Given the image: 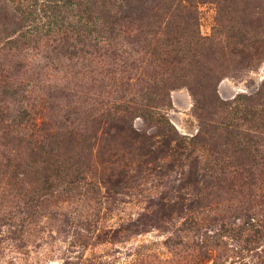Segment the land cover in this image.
I'll list each match as a JSON object with an SVG mask.
<instances>
[{"label":"rangeland","instance_id":"rangeland-1","mask_svg":"<svg viewBox=\"0 0 264 264\" xmlns=\"http://www.w3.org/2000/svg\"><path fill=\"white\" fill-rule=\"evenodd\" d=\"M26 1L38 28L49 30L45 24L58 12L65 21L53 19L51 31L68 33L82 22L101 46L71 60L47 58L46 42L0 54V72L19 83L12 114L25 108L36 125L45 121L87 137L78 147V173L29 176L26 198L0 191V264H264V144L238 155L236 161L248 164L244 174L220 171L229 158L222 141H190L199 119L186 87L171 90L168 105L158 110L175 135L174 156L149 160L128 132L110 134L100 119L119 97L147 92L159 77L154 68L163 59L149 52L156 10L110 35L109 5L123 0ZM241 6L254 4L238 0ZM198 17L199 35L220 44L215 53L207 43L198 59L220 68L219 99L255 96L264 83V59L244 69L230 57L226 48L236 27L227 25L226 33L216 4H200ZM132 124L143 136L156 134L141 117ZM11 149L0 137V151Z\"/></svg>","mask_w":264,"mask_h":264},{"label":"trees","instance_id":"trees-1","mask_svg":"<svg viewBox=\"0 0 264 264\" xmlns=\"http://www.w3.org/2000/svg\"><path fill=\"white\" fill-rule=\"evenodd\" d=\"M250 1L254 4L251 10L245 6L239 8L238 0H123L111 3L106 18L110 35H116L122 23L141 22L145 10H156L150 31L156 41L149 52L162 58L164 64L154 68L159 77L147 92L122 95L110 109L101 113L100 119L107 124L108 133L128 132L138 143L139 154L149 160L174 156L170 147L176 141L175 135L165 127V118L158 110L168 105L171 90L186 87L194 98L199 119V132L190 141L210 142L214 137L222 141L221 152L229 158L219 170H233L238 176L244 174L248 164L236 158L250 156L256 153L255 145L264 144V83L253 97H238L232 103L219 99L217 87L223 77L220 68L198 59L202 58L207 43L215 53L221 48L216 41L199 35L198 7L208 2L216 4L217 19L221 27L228 29L226 33L232 29L227 25L236 27L237 34L232 36L235 42L231 48H226L227 53L237 58L240 68L249 69L264 59V0ZM31 8L26 0H9L0 5V54L6 49L46 42L50 44L47 58L71 60L78 59L89 49L100 48L101 41L82 22L68 33L60 29L51 31L62 19L58 12L51 13V19L45 24V29L49 30L38 28ZM185 34L191 39L187 40ZM19 95V83L0 72V137L6 146H12L11 151H0V191H13L26 198L29 176L41 178L78 173L80 165L77 162L81 158L78 147L87 137L75 129L52 128L45 121L36 125L25 108L12 114L10 106L16 104ZM134 116L154 124L156 134L141 135L133 127ZM168 127L173 130L171 125Z\"/></svg>","mask_w":264,"mask_h":264}]
</instances>
